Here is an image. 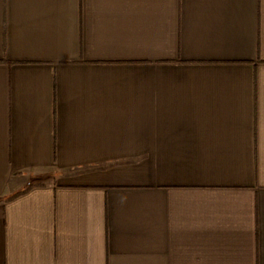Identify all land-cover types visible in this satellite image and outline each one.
Returning <instances> with one entry per match:
<instances>
[{"label":"crops","instance_id":"1","mask_svg":"<svg viewBox=\"0 0 264 264\" xmlns=\"http://www.w3.org/2000/svg\"><path fill=\"white\" fill-rule=\"evenodd\" d=\"M0 264H264V0H0Z\"/></svg>","mask_w":264,"mask_h":264},{"label":"trees","instance_id":"2","mask_svg":"<svg viewBox=\"0 0 264 264\" xmlns=\"http://www.w3.org/2000/svg\"><path fill=\"white\" fill-rule=\"evenodd\" d=\"M34 185H30V186H28V187H26L25 189H23V190H21V191H18V192H16V193H14V194H12L8 199H12V198H15V197H17V196H19V195H21V194H24V193H26L31 187H33Z\"/></svg>","mask_w":264,"mask_h":264}]
</instances>
